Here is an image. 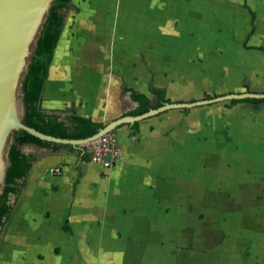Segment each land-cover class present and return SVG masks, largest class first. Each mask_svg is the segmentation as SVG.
<instances>
[{
  "label": "crops",
  "instance_id": "obj_1",
  "mask_svg": "<svg viewBox=\"0 0 264 264\" xmlns=\"http://www.w3.org/2000/svg\"><path fill=\"white\" fill-rule=\"evenodd\" d=\"M62 13L40 108L67 124L123 119L120 159L23 144L34 161L0 264H264V102L126 120L133 91L153 104V89L166 104L227 95L209 86L198 100L197 59L216 51L222 92L264 93V0H71Z\"/></svg>",
  "mask_w": 264,
  "mask_h": 264
},
{
  "label": "trees",
  "instance_id": "obj_2",
  "mask_svg": "<svg viewBox=\"0 0 264 264\" xmlns=\"http://www.w3.org/2000/svg\"><path fill=\"white\" fill-rule=\"evenodd\" d=\"M70 3L71 0H55L51 7L43 33L38 40L32 57L28 74L23 83V101L25 106L23 122L44 134L62 139L77 140L94 136L106 125L80 115H72L70 117L71 124H67L64 121H60L56 114H48L42 111L39 105L48 68L64 22L62 9L68 7ZM153 93L156 96L155 104L146 95L133 91L132 96L139 103V106L130 114L133 116L142 115L170 102L165 97V89H153ZM207 98L212 99L213 97L207 95ZM240 102L261 104L264 102V97L234 98L230 100V105L232 106ZM27 143L40 146L53 145L55 149L74 147L72 144H61L43 140L26 130L14 132L13 143L9 151L10 165L7 169L3 192L0 194V226H4L13 211V205L10 202L11 194L18 192L20 179L28 174L34 161L33 156H29L21 150V146ZM81 152L83 160L90 159L87 148L83 147Z\"/></svg>",
  "mask_w": 264,
  "mask_h": 264
},
{
  "label": "water",
  "instance_id": "obj_3",
  "mask_svg": "<svg viewBox=\"0 0 264 264\" xmlns=\"http://www.w3.org/2000/svg\"><path fill=\"white\" fill-rule=\"evenodd\" d=\"M55 0H0V194L5 186L7 169L10 165L9 151L15 131L26 130L46 141L85 145L111 133L122 121L106 125L97 134L86 139H62L44 134L23 122L25 106L23 83L29 71L39 38ZM22 91V106L18 96ZM246 97H264V93L227 94L213 99L198 101L190 105L166 104L130 119H143L169 107H186L202 103Z\"/></svg>",
  "mask_w": 264,
  "mask_h": 264
},
{
  "label": "rangeland",
  "instance_id": "obj_4",
  "mask_svg": "<svg viewBox=\"0 0 264 264\" xmlns=\"http://www.w3.org/2000/svg\"><path fill=\"white\" fill-rule=\"evenodd\" d=\"M207 56L202 55L199 56L197 59V66H198V100H203V91L204 89H208L211 86L213 90V95H225L228 94L227 92H222V82H221V75H220V63H221V52L216 51L212 59H206ZM213 73V76H211ZM207 81V82H206ZM209 82V83H208ZM208 83V84H207ZM209 90V89H208ZM216 90L219 92L216 93ZM211 92V91H210ZM222 92V93H220ZM22 91H20V95L18 96L20 106H22ZM219 103L222 104L220 100L212 101L207 103L200 104L201 106H208V105H218ZM24 116V115H23Z\"/></svg>",
  "mask_w": 264,
  "mask_h": 264
},
{
  "label": "built area",
  "instance_id": "obj_5",
  "mask_svg": "<svg viewBox=\"0 0 264 264\" xmlns=\"http://www.w3.org/2000/svg\"><path fill=\"white\" fill-rule=\"evenodd\" d=\"M90 160L99 163L104 167H112L120 159V148L116 134L108 133L92 141L87 146ZM56 173L60 174L61 169L56 168Z\"/></svg>",
  "mask_w": 264,
  "mask_h": 264
}]
</instances>
